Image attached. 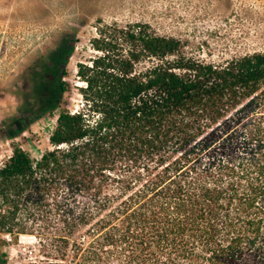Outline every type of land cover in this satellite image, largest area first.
Returning a JSON list of instances; mask_svg holds the SVG:
<instances>
[{
  "label": "trees",
  "instance_id": "obj_1",
  "mask_svg": "<svg viewBox=\"0 0 264 264\" xmlns=\"http://www.w3.org/2000/svg\"><path fill=\"white\" fill-rule=\"evenodd\" d=\"M76 43L36 59L1 125L0 233L33 236L49 264H264V51L202 58L148 24H101L71 111ZM43 115L33 156L15 141Z\"/></svg>",
  "mask_w": 264,
  "mask_h": 264
},
{
  "label": "rangeland",
  "instance_id": "obj_2",
  "mask_svg": "<svg viewBox=\"0 0 264 264\" xmlns=\"http://www.w3.org/2000/svg\"><path fill=\"white\" fill-rule=\"evenodd\" d=\"M137 22L179 39L186 53L202 58L264 51V0H0V128L19 118L34 62L63 36L77 42L61 103L73 111L81 106L79 89L84 86L77 66L99 54L91 43L96 28ZM55 122L56 115L34 118L15 142L36 156L50 147ZM11 153L0 131V165ZM50 256L33 236L16 240L0 233V264H49Z\"/></svg>",
  "mask_w": 264,
  "mask_h": 264
},
{
  "label": "bare ground",
  "instance_id": "obj_3",
  "mask_svg": "<svg viewBox=\"0 0 264 264\" xmlns=\"http://www.w3.org/2000/svg\"><path fill=\"white\" fill-rule=\"evenodd\" d=\"M80 84H82V83H80Z\"/></svg>",
  "mask_w": 264,
  "mask_h": 264
},
{
  "label": "flooded vegetation",
  "instance_id": "obj_4",
  "mask_svg": "<svg viewBox=\"0 0 264 264\" xmlns=\"http://www.w3.org/2000/svg\"><path fill=\"white\" fill-rule=\"evenodd\" d=\"M1 263V262H0Z\"/></svg>",
  "mask_w": 264,
  "mask_h": 264
}]
</instances>
